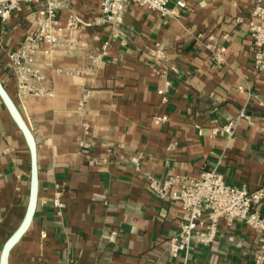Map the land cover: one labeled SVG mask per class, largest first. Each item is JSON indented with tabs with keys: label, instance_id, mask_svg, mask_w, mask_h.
<instances>
[{
	"label": "crops",
	"instance_id": "obj_1",
	"mask_svg": "<svg viewBox=\"0 0 264 264\" xmlns=\"http://www.w3.org/2000/svg\"><path fill=\"white\" fill-rule=\"evenodd\" d=\"M177 1L173 16L129 4L118 28L97 24L102 0L20 3L0 20V80L35 137L39 174L35 215L8 264H182L184 254L172 257L168 247L181 205L161 200L150 177H198L217 166L228 184L264 187V69L254 68L250 31L257 0ZM48 2L59 43H41L31 61L43 93L20 98L7 56ZM30 186L29 146L0 100V258ZM200 232L189 264H264L246 224L221 221L213 244Z\"/></svg>",
	"mask_w": 264,
	"mask_h": 264
},
{
	"label": "built area",
	"instance_id": "obj_2",
	"mask_svg": "<svg viewBox=\"0 0 264 264\" xmlns=\"http://www.w3.org/2000/svg\"><path fill=\"white\" fill-rule=\"evenodd\" d=\"M41 0H0V20L7 22L20 3H37ZM171 0H102L101 14L97 24L112 25L118 28L123 12L129 4L159 12L162 16H173L176 12L169 8ZM179 8L186 3L177 1ZM38 27L29 32L19 49L8 53V66L14 78L17 94L23 98L30 94H42L38 84L43 75L31 65L32 58L38 46L46 43L56 46L59 43L56 28V8L52 3L39 12ZM251 17L255 23L251 26V38L254 47V68L257 71L264 69V0H257ZM78 24L76 17H71L67 23L68 29H74ZM215 58L219 61L221 56L218 47L208 44ZM158 64L164 63V54L156 50L153 56ZM169 83L167 82V85ZM245 117L241 112L234 120L223 126L228 134L232 135L235 126ZM162 120H166L163 117ZM131 161L139 169L140 159L132 157ZM149 187L164 201L179 203L182 208V217L179 230L169 242V252L172 257L183 253L182 264H189V255L192 241L201 230V237L205 244H213L217 237L218 224L221 221L233 223L236 221L246 224L258 234L262 255L264 259V215L260 206L264 199V187L250 191L245 186L238 187L228 184L218 167L203 168L198 177L174 175L168 178H149ZM56 205H61L58 198Z\"/></svg>",
	"mask_w": 264,
	"mask_h": 264
},
{
	"label": "water",
	"instance_id": "obj_3",
	"mask_svg": "<svg viewBox=\"0 0 264 264\" xmlns=\"http://www.w3.org/2000/svg\"><path fill=\"white\" fill-rule=\"evenodd\" d=\"M0 100L2 101L6 110L10 114L11 118L14 120V122L22 132L29 146L30 156H31V186H30L27 211L22 224L6 242L1 253L0 264H8V257L11 250L19 242V240L23 237V235L27 232L35 215L37 208L38 191H39V174H38V160H37V143L35 137L31 129L29 128L27 122L25 121L23 115L21 114L16 102L9 94L8 90L5 88L1 80H0Z\"/></svg>",
	"mask_w": 264,
	"mask_h": 264
}]
</instances>
